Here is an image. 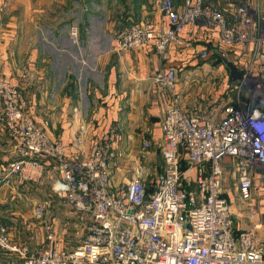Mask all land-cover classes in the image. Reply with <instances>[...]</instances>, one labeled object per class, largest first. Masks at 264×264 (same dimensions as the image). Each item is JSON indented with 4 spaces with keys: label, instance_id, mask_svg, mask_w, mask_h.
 Segmentation results:
<instances>
[{
    "label": "built area",
    "instance_id": "built-area-1",
    "mask_svg": "<svg viewBox=\"0 0 264 264\" xmlns=\"http://www.w3.org/2000/svg\"><path fill=\"white\" fill-rule=\"evenodd\" d=\"M9 7L0 0V16ZM160 11L169 25L145 21L126 28L116 34L111 51L151 48L166 64L172 46L190 47L182 38L186 27L202 24L236 56L241 77L227 72L228 88L214 105L188 112L178 68L154 74L164 110L163 167L148 180L137 170L132 180L113 188L109 163L117 126H108V133L93 138L88 148L52 140L28 110L23 86L7 80L0 68V123L12 136L17 156L0 177V187L12 177L21 185L39 183L53 165L63 186L57 197L85 228L77 245L64 248L53 228L54 199L39 201L34 216L45 239L37 252L17 242L0 221V249L8 258L21 264H264V243L257 234L261 219L252 195L254 173L264 177V14L258 19L248 4L237 3L229 17L204 0H185L181 9L162 0ZM69 36L80 48L76 24ZM197 55L209 62L208 49ZM150 147L145 140L144 148ZM227 165L249 208L248 226L238 234L225 190Z\"/></svg>",
    "mask_w": 264,
    "mask_h": 264
},
{
    "label": "crops",
    "instance_id": "crops-1",
    "mask_svg": "<svg viewBox=\"0 0 264 264\" xmlns=\"http://www.w3.org/2000/svg\"><path fill=\"white\" fill-rule=\"evenodd\" d=\"M7 1L10 7L0 16V68L7 80L23 86L28 110L35 113L38 123L53 140L77 149L78 140L90 142L99 136L100 124L107 128L113 123L120 129L121 135L115 143L118 148L121 140L124 143L136 131L144 134L152 131L153 139L161 141L162 146L160 124L164 110L153 76L163 68H178L183 106L188 112L212 107L228 88L227 71L223 68V62L228 61L227 48L216 31L202 24L186 27L182 38L190 47L172 46L166 64L160 63L151 48L120 54L111 51L116 34L126 28L145 21L169 25L160 11L162 0ZM172 1L177 9L185 2ZM204 1L229 17L231 7L237 3L248 4L258 19L264 14V0ZM73 24L80 30V48L72 44L69 36ZM205 49L209 50L208 63L197 55ZM27 70L29 80L24 79ZM14 150L12 136L0 123V177L17 160ZM56 172L51 167L45 176L52 178ZM226 174L225 190L232 203L234 231L238 234L248 226L249 208L240 197L229 165ZM43 181L21 185L12 177L0 187V221L17 242L30 247L31 253L37 252L45 239V230L34 216L33 205L35 200V205L42 201L39 190L44 187ZM252 195L261 219L257 234L264 243V201L257 202L254 198L264 197V177L258 171L253 176ZM53 199V209L57 203L62 205L63 200L57 196ZM52 219L64 248L67 237L71 238L67 240L71 247L85 236V228L75 218L74 223L72 220L62 223L55 216ZM71 224L75 229H83L84 236L71 237L77 235L76 230L72 232L68 228ZM21 263L19 258L10 259L0 249V264Z\"/></svg>",
    "mask_w": 264,
    "mask_h": 264
},
{
    "label": "rangeland",
    "instance_id": "rangeland-1",
    "mask_svg": "<svg viewBox=\"0 0 264 264\" xmlns=\"http://www.w3.org/2000/svg\"><path fill=\"white\" fill-rule=\"evenodd\" d=\"M115 42H116V40H115ZM114 45L115 44L112 45L111 49L113 47H115ZM231 56H233V53L229 51L228 56H227L228 61L223 62V68L227 72H230V70L227 66L228 62L233 63V64L237 63V61L233 60V57H231ZM28 74L29 73L27 70V75L25 73L26 80H29ZM178 74L180 75V73H178ZM234 96H235V98H234V100H235L237 94L235 93ZM27 106H28V104H27ZM30 112L33 113L32 111H30ZM33 114L35 115V113H33ZM110 125H113V123ZM107 128L106 127L104 128L102 124L99 125V129H100L99 136L100 137L104 136V133H106V134L108 133L106 131ZM119 130L120 129L118 127H116V133H115L116 137L114 139L115 142H114L112 150H111L110 163H109L112 178L115 177V180H114L113 186H112L113 188H119V187L121 188V186H123L126 182L132 180V178L137 174V170L142 171L143 175H144V179L148 180L151 176H154L157 172H159L163 167L162 146L160 144L161 141H155L153 139L154 135H153L152 131H151V133H146V134H144L141 131H136V133L129 134L126 137L124 143L121 140V143L119 144V148H118L117 146H115V143L118 140V137H120V135H121L119 133ZM117 131H118V133H117ZM91 140L93 141L94 139H91ZM145 140H149L151 143V147L148 149L144 148V141ZM58 141H60V140H58ZM78 142H79V145L84 144L85 147L91 145V141L86 142L85 140L84 141L78 140ZM117 148H118V150H117ZM51 167H53V165L49 166V168H51ZM49 168H48V170H49ZM48 170H47V172H48ZM47 172L45 173V175L47 174ZM43 179H44V181H43L44 187L42 190H39V192L43 195L39 199L47 200V199L53 198L54 196H57V193L55 190H60V188L63 187L61 184H59V181L61 180L59 173L56 172V174L54 176H52V178H47L46 176H44L42 178V180ZM37 197H38V194H37ZM254 198H256L257 202L259 200L261 202L264 201V197L259 199L256 196H254ZM35 202H37V201L35 200L33 202L34 206H35V204H34ZM258 204H260V203H258ZM68 206L69 205H67V203L65 201L62 202V205L57 203L55 205L53 211H52L51 217H54V216H55V218L59 217V219L62 220V223L64 221H69V220H72V222H73L74 218H75V220H77L78 218H77L75 211ZM53 213H54V216H53ZM77 222H78V220H77ZM78 225H81V223L78 222ZM68 228L69 229L72 228V232L74 230H76V232H77V235H74L71 237H75V239H79V238L84 236L83 229H81V228L75 229L73 224H71V227H68ZM70 239H71L70 237H67V240H70ZM67 240H66V244H67V246H69L68 245L69 242H67ZM39 246H41V244Z\"/></svg>",
    "mask_w": 264,
    "mask_h": 264
},
{
    "label": "water",
    "instance_id": "water-1",
    "mask_svg": "<svg viewBox=\"0 0 264 264\" xmlns=\"http://www.w3.org/2000/svg\"><path fill=\"white\" fill-rule=\"evenodd\" d=\"M228 68L230 69L231 77L234 79H238L241 77V73L238 72L236 66L233 63L228 62L227 63Z\"/></svg>",
    "mask_w": 264,
    "mask_h": 264
}]
</instances>
